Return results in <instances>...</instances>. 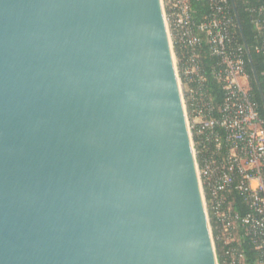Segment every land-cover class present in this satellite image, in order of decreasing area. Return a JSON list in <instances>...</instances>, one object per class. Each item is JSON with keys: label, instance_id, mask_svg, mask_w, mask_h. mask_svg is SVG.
Segmentation results:
<instances>
[{"label": "water", "instance_id": "1", "mask_svg": "<svg viewBox=\"0 0 264 264\" xmlns=\"http://www.w3.org/2000/svg\"><path fill=\"white\" fill-rule=\"evenodd\" d=\"M0 264H220L161 0H0Z\"/></svg>", "mask_w": 264, "mask_h": 264}, {"label": "built area", "instance_id": "2", "mask_svg": "<svg viewBox=\"0 0 264 264\" xmlns=\"http://www.w3.org/2000/svg\"><path fill=\"white\" fill-rule=\"evenodd\" d=\"M192 1L161 0L173 50L174 42L181 47V55L175 54L176 66L200 185L214 222L213 239L215 245L217 241L228 245L241 230L259 254L255 264H264V119L250 94L246 48L237 37L230 0H207L209 12L198 25ZM251 11L259 31L256 49L264 54V0H255ZM199 32L217 57L211 73L225 93L218 110L208 96ZM233 190L247 207L243 214L233 208ZM227 255L231 264H245L237 248Z\"/></svg>", "mask_w": 264, "mask_h": 264}, {"label": "trees", "instance_id": "3", "mask_svg": "<svg viewBox=\"0 0 264 264\" xmlns=\"http://www.w3.org/2000/svg\"><path fill=\"white\" fill-rule=\"evenodd\" d=\"M230 2L233 5V13L238 24L237 37L246 48L245 66L250 94L253 100L257 102L259 114L264 119V54L257 52L256 49L259 31L255 25V15L251 11L255 5V0H230ZM191 10L193 20L198 25L209 12L208 1L193 0ZM200 35L202 37L203 65L208 74V96L218 110L223 102L225 93L222 85L214 79L211 73L213 66L217 62V57L211 53L210 45L205 35ZM174 50L179 57L181 55V47L176 42H174ZM231 199L234 200L233 208L235 211L242 214L247 211V207L238 192L233 190ZM211 223L214 224L212 221ZM216 248L220 264H231V257L227 255V251L232 248H237L239 252L244 254L245 264H255L259 257L251 240L243 235L241 230L237 231V237L232 243L223 245L222 242L217 241Z\"/></svg>", "mask_w": 264, "mask_h": 264}, {"label": "rangeland", "instance_id": "4", "mask_svg": "<svg viewBox=\"0 0 264 264\" xmlns=\"http://www.w3.org/2000/svg\"><path fill=\"white\" fill-rule=\"evenodd\" d=\"M175 54H176V52H175ZM175 61H176V59H175ZM177 64V63H176Z\"/></svg>", "mask_w": 264, "mask_h": 264}]
</instances>
